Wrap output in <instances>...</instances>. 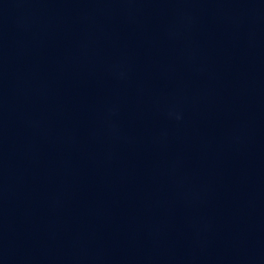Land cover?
Wrapping results in <instances>:
<instances>
[{
    "label": "water",
    "instance_id": "water-1",
    "mask_svg": "<svg viewBox=\"0 0 264 264\" xmlns=\"http://www.w3.org/2000/svg\"><path fill=\"white\" fill-rule=\"evenodd\" d=\"M0 264H264V0H0Z\"/></svg>",
    "mask_w": 264,
    "mask_h": 264
}]
</instances>
